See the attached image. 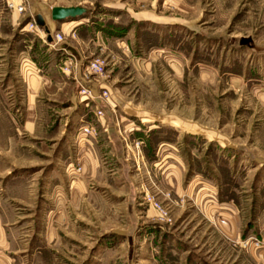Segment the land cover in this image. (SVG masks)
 Wrapping results in <instances>:
<instances>
[{"label": "rangeland", "instance_id": "1", "mask_svg": "<svg viewBox=\"0 0 264 264\" xmlns=\"http://www.w3.org/2000/svg\"><path fill=\"white\" fill-rule=\"evenodd\" d=\"M48 2L87 7L56 31L81 39L83 67L104 61L85 80L105 81L115 101L100 107L103 127L92 103L45 98L43 118L73 112L65 137L13 139L10 113L26 107L17 68L30 58L17 53L35 43L41 64L49 40L35 14L11 24L19 11L2 0L0 264H264L252 243L264 237V0ZM90 119L96 133L77 149ZM64 143L75 171L47 185Z\"/></svg>", "mask_w": 264, "mask_h": 264}, {"label": "crops", "instance_id": "2", "mask_svg": "<svg viewBox=\"0 0 264 264\" xmlns=\"http://www.w3.org/2000/svg\"><path fill=\"white\" fill-rule=\"evenodd\" d=\"M15 1L20 2L21 0ZM1 3L2 0H0V4ZM52 6L53 4H50L48 0H25L24 12H11V24L18 23L23 15H28L29 13L35 14L38 20L42 22L44 29L47 31V40H49L45 42L46 45L40 51L43 55V62L41 64L35 63V59L32 57L33 55L30 54L31 47H33V52H35L37 48L35 43H28L26 49L22 47L17 53V55L20 53H26L30 58L22 59L17 68V71L22 73L23 82L20 87L22 88V91H24L23 95L25 96L26 101L25 111L21 115L10 113L8 118V128L11 130L10 136L16 140L22 136L20 134L25 133L27 136L46 138L57 142L58 139H61L62 135L64 136L65 129H67L65 125H67V122L71 119L73 112H68L66 110L67 112H63L59 115L54 114L53 112L49 115V120H47L45 118L46 116L43 118V115L37 113L36 106L39 105L40 102H45V98L48 101L54 102L58 99L60 103H65L64 106H70L72 110H75L79 104L80 106L88 105L86 99L78 94L79 92L77 90L79 89L80 84L91 87L95 92H99L101 86L107 87L106 82L100 79L98 81L85 80V77L83 76V63L86 54L80 44L81 39L75 42L72 41L67 34H64L61 41L55 42L53 33L58 29L56 28V20H53L50 16V8ZM64 23L73 25L79 23V21L76 22L74 19ZM60 30L62 29L60 28ZM50 43L55 44V46H52ZM18 46L19 44L16 48H19ZM68 61L75 62L74 66H71L73 73H68L70 68L68 65L66 67L63 66L64 63H67ZM1 72L4 73L3 71ZM2 73H0V85L3 83L1 80V76H3ZM11 85L12 84H8L6 87ZM0 89L4 94L3 89ZM8 92L10 93V91ZM114 101L115 99L110 95L105 100L97 98L91 102L93 105L92 109H87L82 106V110L86 113H88L86 109L91 110L93 113V109L100 108L101 106L105 110L110 104H114ZM98 121H100V124L104 127L106 125V116L103 115ZM40 130L43 131V133H41ZM67 135L68 134H66V137ZM73 139V144L74 146L76 144L77 149L84 146L83 143L86 139L83 141L75 140V135L73 136ZM57 149L59 151V159L54 162L53 172L46 173L44 182L47 185L55 184L61 188L67 182L68 170L70 169V173H72L75 171V168L72 161L65 159L68 150L67 143L58 146ZM54 170H56V173H54ZM58 191L60 193V189H58ZM4 225L5 224H0V259L2 257L1 250H3L7 244L5 237L6 233L9 234L8 227H5Z\"/></svg>", "mask_w": 264, "mask_h": 264}, {"label": "built area", "instance_id": "3", "mask_svg": "<svg viewBox=\"0 0 264 264\" xmlns=\"http://www.w3.org/2000/svg\"><path fill=\"white\" fill-rule=\"evenodd\" d=\"M7 6L10 9L17 10L19 12H22L25 10V4L23 1L15 3L12 0H6ZM63 39V34L60 31H55L54 33V40L55 42H59ZM52 46H55V44L50 43ZM104 61L100 59L99 57L92 58L88 60V62L83 67V76L86 79H90V76L94 75L95 77H99L104 72ZM79 94L86 99V102L91 103L92 101L96 100L97 98H107L108 91L105 87L101 86L99 92H95L91 87L85 86L83 84L80 85ZM104 115V110L102 108H95L93 109V116L98 121L102 116ZM84 123H81L78 132H77V138L78 140H83L84 138L95 135L96 133V124L95 120H82ZM156 205V204H155ZM159 208V206L157 205ZM160 209V208H159ZM254 246L264 247V237L261 238H255L252 242Z\"/></svg>", "mask_w": 264, "mask_h": 264}, {"label": "water", "instance_id": "4", "mask_svg": "<svg viewBox=\"0 0 264 264\" xmlns=\"http://www.w3.org/2000/svg\"><path fill=\"white\" fill-rule=\"evenodd\" d=\"M87 7L83 5H54L50 8V16L56 21L79 19L86 16ZM40 24L42 22L38 20Z\"/></svg>", "mask_w": 264, "mask_h": 264}, {"label": "bare ground", "instance_id": "5", "mask_svg": "<svg viewBox=\"0 0 264 264\" xmlns=\"http://www.w3.org/2000/svg\"><path fill=\"white\" fill-rule=\"evenodd\" d=\"M72 20H74V19H72Z\"/></svg>", "mask_w": 264, "mask_h": 264}]
</instances>
